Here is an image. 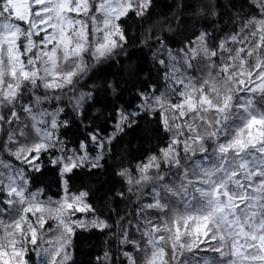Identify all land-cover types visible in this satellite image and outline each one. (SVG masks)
Returning a JSON list of instances; mask_svg holds the SVG:
<instances>
[{
	"label": "snow or ice",
	"instance_id": "snow-or-ice-1",
	"mask_svg": "<svg viewBox=\"0 0 264 264\" xmlns=\"http://www.w3.org/2000/svg\"><path fill=\"white\" fill-rule=\"evenodd\" d=\"M254 3L259 18L242 22L240 31L216 49L200 43L206 35L202 33L197 39L200 47L184 53L182 61L169 53L170 91L145 97L141 105L146 112L155 111V106L167 109L165 130L175 125V137L161 149L162 159L152 156L140 168V178L128 180L152 185L150 202L137 213L141 241H129L127 232L122 241L143 254V264H264V108L257 107L264 104V0ZM150 4L151 0H0V130L5 125L10 130L3 149L38 171L39 157L59 143L53 140L59 110L44 109L49 97L35 95L36 90L71 87L87 70L84 54L91 51L97 61L110 55L125 40L121 17L130 11L142 17ZM201 57L205 62L194 66ZM69 64L74 66L65 70ZM28 96L34 100L23 103ZM21 113L30 124L21 120ZM128 118L121 113L117 131L124 130ZM33 133L32 144H21ZM13 145L20 147L12 151ZM81 150L84 155L52 161L63 164L61 176L85 164L86 145L81 144ZM100 159L97 156L92 167H100ZM162 166L169 171L161 174ZM153 168L156 176L149 175ZM0 169V196L5 197L0 205H6L0 207V264H29L24 259L29 245L41 257L40 264H67L71 257L64 233L88 226L72 219L78 212L92 211L85 202L87 193L43 201L38 193L27 191L23 169L13 170L2 160ZM14 210L16 216L11 215ZM3 215L9 216V223ZM50 219L64 230L56 241L44 240ZM91 226L108 227L100 220ZM123 255L128 264H138L132 253Z\"/></svg>",
	"mask_w": 264,
	"mask_h": 264
},
{
	"label": "trees",
	"instance_id": "trees-1",
	"mask_svg": "<svg viewBox=\"0 0 264 264\" xmlns=\"http://www.w3.org/2000/svg\"><path fill=\"white\" fill-rule=\"evenodd\" d=\"M253 16L259 18L254 0H151L142 17L130 11L119 20L125 34L120 47L99 61L91 58V51L84 54L87 70L71 87L46 90L41 86L36 90L35 95L49 97L43 108L61 106L57 115L59 127L54 135L67 146L78 148L84 142L92 152L96 147L92 142L98 140L104 145L99 148L100 167H92L87 160L68 173L66 179L67 191L86 192L87 203L108 227L76 229L67 264H128L124 252L132 253L138 264H143V254H136L130 243L122 241L125 232L129 241H141L135 227L141 219L137 213L150 202L147 194L152 185L129 184L128 180L139 179L140 168L152 156L161 158V149L167 148L175 137V125L172 131H166L160 108L155 106V111L146 112L141 105L145 97L170 91L165 77L169 53L174 55L186 46L193 47L202 33L206 34L202 43L216 49L221 41L240 31L242 22ZM204 62L202 57L193 61L196 67ZM73 66L69 64L65 70ZM80 97L83 99L77 103ZM32 100L34 96H28L23 103ZM257 107L264 108V104L258 103ZM162 110L164 116L167 109ZM121 113L129 118L123 125L124 130L117 131L114 125ZM133 113L136 115H130ZM21 120L31 123L23 113ZM16 127L13 125V129ZM8 131L6 125L0 130V158L4 159L13 158L3 149ZM110 133L107 138L102 137ZM93 135L97 136L95 141H91ZM34 140L33 133L27 141L21 140V144L30 145ZM19 146L13 145L12 151ZM39 165L38 171L26 169L30 189H38L43 198L58 197L61 194L58 166L50 163L44 153L39 157ZM122 171L126 173L124 176L119 175ZM168 171L167 166L160 169L161 174ZM156 174L154 168L149 171V175Z\"/></svg>",
	"mask_w": 264,
	"mask_h": 264
},
{
	"label": "rangeland",
	"instance_id": "rangeland-1",
	"mask_svg": "<svg viewBox=\"0 0 264 264\" xmlns=\"http://www.w3.org/2000/svg\"><path fill=\"white\" fill-rule=\"evenodd\" d=\"M200 43H202V42H200ZM200 43H198L197 40H196V44L193 47L186 46V48L180 49L178 54H174V55L171 54V55L172 56H175L177 59H179V60L182 61L183 60V57H184V53L190 54L191 53V49H196V48L200 47ZM90 54H91V58L94 59V57L92 55V52ZM162 55L164 56L165 53H162ZM166 62H167L168 70L165 72V77H166V73L169 71V68L172 65V61H171L170 55H168L166 57ZM194 75H196V73H194ZM168 83L170 85V81H168ZM159 95L160 94H155L154 96H159ZM44 109H47L49 112H57L58 110L60 112L62 110V108H61L60 105H56L54 107H48V106H46V107H44ZM163 111L164 110L160 109V113H161V118L162 119L164 118ZM118 119L119 120H117V123H115V125H114L115 128L117 127V124L120 122L121 116ZM111 132H112V130H111ZM109 135H111V133L108 134V135H103L102 137L103 138H107ZM93 136H95L97 138L96 135H93ZM53 140L54 141L58 140L59 143H55V146L54 147H52L48 151H45L44 152V154L49 158L50 163H52L53 160H56L58 157H61L63 155H70V156H80V155H84L85 154V150H81V144L86 145V153H87V156H88V160H90L91 163H93L95 161V158L97 156H100V154H99V148H100L101 141H98L97 140L96 142H92V145H95L96 147H95V150L91 152V151H89L87 149V144L84 143V142H82L79 145L78 148H73V147L67 146L62 141V139H59L57 136L54 135V132H53ZM91 141H95V140L92 139ZM62 150H66V152H63ZM181 150H182V148H181ZM161 159H162V156H161ZM0 160H2L6 164H11L13 170L23 169L22 179L27 182V191L29 193H38V199H40V200L47 201V200L51 199L52 201H58V200H61L66 194L68 196H73V195H79V193H80V192L79 193H71V192H68L67 191V188H65V183L64 182H65V180L67 181L66 176H67L68 173L65 174L64 176H61L60 173H61V168L63 167V164H60L58 166V168H59V175H60V181H61V194L58 197H55V198H52V197L51 198H43L40 195V191L38 189H33V190L30 189L29 179H28V177L26 175V169L27 168H31V167H27L24 164H22V162L20 160H17L15 156H13L12 159L0 158ZM52 164L53 165H56L54 163H52ZM0 170H2V169H0ZM6 176H7V173L5 174V183H7ZM4 198H5L4 196H0V199H4ZM85 202L87 203L86 199H85ZM0 207H6V205H0ZM11 215L12 216H16L17 215V212L14 210V211H12ZM46 216H47V214H46ZM29 217L33 221H35V219H36V217L35 216H31V214H29ZM2 218L4 219V221L6 223H9L10 222L8 215H3ZM72 219L84 221L88 225L87 227H89V228H96V229H101V228L92 227L91 226V222L93 220H100V221L105 222L103 218L99 217L97 214L94 213L93 209H92V211L87 212V213H79L78 212V213H76L72 217ZM79 228H82V227H76L75 230L76 229H79ZM49 230H52V234L51 235L47 234L49 232ZM43 232L45 233V235H44V240L45 241H48V240L56 241L58 238L61 237L62 233H64V230H63V228H58V221L57 220L50 219V220H47V222L45 223ZM73 234H74V232L72 234H66V233H64V238H66V239L69 240V243L67 245L66 251H67V254L70 257H71V253H70V250H69V245H70V241H71V238H72ZM0 235H3V232L2 231H0ZM24 259L27 260L29 262V264H40V261H41V257L37 256L36 255V251L31 249V245H29V251L26 253Z\"/></svg>",
	"mask_w": 264,
	"mask_h": 264
}]
</instances>
